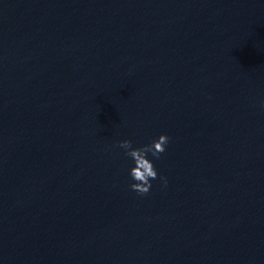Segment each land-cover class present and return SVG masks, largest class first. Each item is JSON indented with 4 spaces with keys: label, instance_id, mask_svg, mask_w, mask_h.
I'll return each instance as SVG.
<instances>
[{
    "label": "clouds",
    "instance_id": "1",
    "mask_svg": "<svg viewBox=\"0 0 264 264\" xmlns=\"http://www.w3.org/2000/svg\"><path fill=\"white\" fill-rule=\"evenodd\" d=\"M261 108H264V100L260 102ZM169 142L167 135H160L157 139L153 140L150 144L139 148H133L131 140H122L118 142V147L125 150V155L129 156L134 161V167L130 169V177L134 183L130 184V188L140 195H146L151 189V181L157 179L158 173L151 160L147 155L151 153L154 158H159L160 154L165 152L166 145ZM160 179L167 184L164 177Z\"/></svg>",
    "mask_w": 264,
    "mask_h": 264
}]
</instances>
